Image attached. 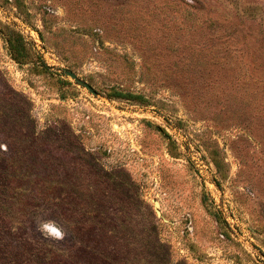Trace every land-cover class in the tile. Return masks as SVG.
I'll use <instances>...</instances> for the list:
<instances>
[{"label":"rangeland","instance_id":"374dc122","mask_svg":"<svg viewBox=\"0 0 264 264\" xmlns=\"http://www.w3.org/2000/svg\"><path fill=\"white\" fill-rule=\"evenodd\" d=\"M0 264H264V0H0Z\"/></svg>","mask_w":264,"mask_h":264},{"label":"clouds","instance_id":"9594fccd","mask_svg":"<svg viewBox=\"0 0 264 264\" xmlns=\"http://www.w3.org/2000/svg\"><path fill=\"white\" fill-rule=\"evenodd\" d=\"M38 229L55 239H62L64 236L62 228L53 220H40Z\"/></svg>","mask_w":264,"mask_h":264},{"label":"water","instance_id":"95a60500","mask_svg":"<svg viewBox=\"0 0 264 264\" xmlns=\"http://www.w3.org/2000/svg\"><path fill=\"white\" fill-rule=\"evenodd\" d=\"M66 72H67L68 75H70V76L73 77L74 79H76V80H78L79 82H81V83H82L84 86H86L90 91H93V92H94V90L92 89V87H91L88 83H86L85 81H82V80L78 79L75 73H73L72 71H68V70H67Z\"/></svg>","mask_w":264,"mask_h":264}]
</instances>
